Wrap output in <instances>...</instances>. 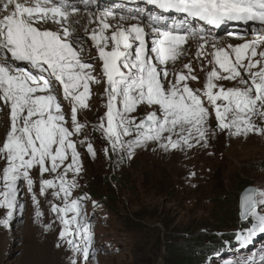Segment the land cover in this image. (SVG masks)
<instances>
[{"label": "snow or ice", "instance_id": "obj_1", "mask_svg": "<svg viewBox=\"0 0 264 264\" xmlns=\"http://www.w3.org/2000/svg\"><path fill=\"white\" fill-rule=\"evenodd\" d=\"M144 2L165 13L184 14V19L168 23V17L141 7L127 8L126 14L108 10L90 16L88 23L95 26H85L81 36L75 27L80 9L72 0H0V111L9 109L10 120L0 141V226L10 227L17 210L23 214L21 182L36 205V218L43 216L31 175L36 169L39 195L51 190L53 199L61 201L50 206L61 225L59 239L89 259L94 237L82 205L88 197L72 198L78 187L75 176L83 170L73 137L86 127L78 112L89 107L92 84L106 85V112L98 129L113 152L129 159L136 148L151 142L165 150L192 148L193 141L206 147L213 113L220 131L237 137L264 135V0ZM193 21L214 28L230 22L258 23L261 31L251 40L238 36L244 42L224 46ZM85 38L96 49L94 59L101 62L100 77L83 58ZM190 40L197 42L195 58L210 66L203 87L197 89L188 83L199 80L191 62L183 65L186 71L170 73L168 68L187 55ZM219 81L236 86L226 88ZM58 90L71 105L70 124ZM140 106L149 111L138 120L132 114ZM87 152L95 157L91 143ZM46 173L55 175L46 179ZM240 207L251 227L247 235L238 233L237 240L264 234V191H246ZM50 227L45 225L46 230Z\"/></svg>", "mask_w": 264, "mask_h": 264}, {"label": "rangeland", "instance_id": "obj_2", "mask_svg": "<svg viewBox=\"0 0 264 264\" xmlns=\"http://www.w3.org/2000/svg\"><path fill=\"white\" fill-rule=\"evenodd\" d=\"M102 10L99 4L92 6L89 2L80 8L82 13ZM229 33L211 36L226 46L257 35ZM238 36L244 40L234 38ZM185 48L187 55L170 63L169 71H186L183 65L191 62L199 80H190L189 86L202 88L210 66L206 60L195 58L196 41L190 40ZM82 55L93 63V74L100 77L101 62L94 59L96 49L92 44L87 42ZM218 83L226 88L236 86V82ZM105 87L104 82L91 85L89 107L78 112V120L86 127L73 137L83 170L75 176L78 187L72 198L88 197L82 205L94 237L89 259L85 261L81 253H74L66 241L59 239L61 225L50 206L61 201L53 199L51 190L45 196L39 195L40 177L34 169V191L43 216L36 218V205L21 182L18 199L24 205L23 214L17 210L10 227L0 226V264H71L73 259L77 264H167L170 248L180 249L199 235L215 239L213 243L219 251L205 264H264V234L258 233L247 242L237 240L238 233L247 235L251 227L250 220L240 215L241 193L250 186L264 191V135L237 137L220 131L213 113L206 147L193 141L192 148L165 150L151 142L136 148L129 159L122 152H113L98 129L106 112ZM58 91L70 124L71 105L63 100L62 90ZM148 111L147 106H140L132 115L139 120ZM6 115L9 109L4 108L0 115V141L7 132L3 123ZM88 143L94 147V158L87 152ZM3 166L0 160V169ZM54 175L46 173L44 178L52 179ZM68 179H73L71 172ZM45 225L51 227L46 230Z\"/></svg>", "mask_w": 264, "mask_h": 264}, {"label": "trees", "instance_id": "obj_3", "mask_svg": "<svg viewBox=\"0 0 264 264\" xmlns=\"http://www.w3.org/2000/svg\"><path fill=\"white\" fill-rule=\"evenodd\" d=\"M214 240L199 235L188 242V245L178 249L170 248L166 255L167 264H205L219 251Z\"/></svg>", "mask_w": 264, "mask_h": 264}, {"label": "bare ground", "instance_id": "obj_4", "mask_svg": "<svg viewBox=\"0 0 264 264\" xmlns=\"http://www.w3.org/2000/svg\"><path fill=\"white\" fill-rule=\"evenodd\" d=\"M86 3H87V2H84V3H83V6L86 5ZM102 8L104 9V6H102ZM102 11H103V10H102ZM102 11H98V12H96V13H82L83 11H82V12L79 11V13H78L77 15H78V18H79V20H80V23H79L78 25H75V27L78 29V34L81 35V36L84 35V34H83V28H84L85 26H87V27H89V28L94 27L95 25H89V23H88V19H89L90 16L98 15V14H99L100 12H102ZM104 11H106V10L104 9ZM234 38L237 39L238 37H234ZM147 39H148L149 44H151L152 34H151L150 31H148V37H147ZM229 39H232V38L229 37ZM251 39H253V37H250V38H248L247 40H251ZM87 42H88L89 44H92V42H91L90 40H88V39L85 40V39H84L83 43H84V46H85V47H86ZM22 66H23V65H22ZM1 112H2V111H0V115H1ZM3 123H4V126H5L6 131H7L8 128H9V126H10L9 115H6L5 119L3 120Z\"/></svg>", "mask_w": 264, "mask_h": 264}, {"label": "water", "instance_id": "obj_5", "mask_svg": "<svg viewBox=\"0 0 264 264\" xmlns=\"http://www.w3.org/2000/svg\"><path fill=\"white\" fill-rule=\"evenodd\" d=\"M253 189H255V188L252 187V186H250V187H247V188L241 193V195H240V204H241V198H242L243 194H244L246 191H248V190H253ZM255 190H256V189H255ZM240 215H241V207H240Z\"/></svg>", "mask_w": 264, "mask_h": 264}, {"label": "clouds", "instance_id": "obj_6", "mask_svg": "<svg viewBox=\"0 0 264 264\" xmlns=\"http://www.w3.org/2000/svg\"><path fill=\"white\" fill-rule=\"evenodd\" d=\"M97 5V4H96ZM93 6V5H92ZM107 11V10H106Z\"/></svg>", "mask_w": 264, "mask_h": 264}]
</instances>
